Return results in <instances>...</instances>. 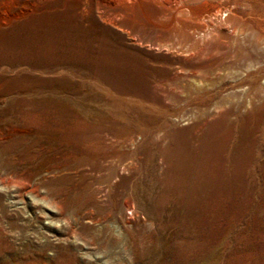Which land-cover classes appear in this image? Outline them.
I'll list each match as a JSON object with an SVG mask.
<instances>
[{
    "label": "rangeland",
    "instance_id": "rangeland-1",
    "mask_svg": "<svg viewBox=\"0 0 264 264\" xmlns=\"http://www.w3.org/2000/svg\"><path fill=\"white\" fill-rule=\"evenodd\" d=\"M51 1L0 0V14L24 20ZM82 1L67 0L77 23H86L88 9L155 69L162 108L114 103L102 87L73 79L114 127L100 144L67 151V182L41 173L18 190L0 167V264H264V176L211 178L185 201L171 190V157L188 139L196 144L203 116L200 101L174 99L167 86L181 79L218 84L237 117H249L243 128L264 136V112L253 116L264 98L248 105L242 94L247 77L264 76V0ZM40 72L27 73L54 77Z\"/></svg>",
    "mask_w": 264,
    "mask_h": 264
},
{
    "label": "bare ground",
    "instance_id": "bare-ground-1",
    "mask_svg": "<svg viewBox=\"0 0 264 264\" xmlns=\"http://www.w3.org/2000/svg\"><path fill=\"white\" fill-rule=\"evenodd\" d=\"M85 13L86 23L79 24L67 0H54L24 20L0 14V24H5L0 27V104H5L0 113V167L18 190L41 173H58L52 183L69 181L66 156L70 149L81 151L91 141L100 144L102 133L114 127L107 115L88 103L99 106L98 102L82 97L84 93L73 79L102 87L114 103L129 101L139 109L162 108L160 84L152 81L156 71L151 64L120 34L102 27L88 9ZM32 70L54 77L27 73ZM247 80L242 94L250 105L252 100L264 98V76L254 74ZM192 85L199 88L195 94L189 90ZM167 86L174 99L182 96L184 101H200L203 116L196 144L188 139L181 153L170 160L169 182L180 201L200 195L211 178L228 182L264 176V136L243 128L249 117H237L236 105L221 99L218 84L207 87L200 80L181 79L167 82ZM43 88L50 90L45 93L40 90ZM263 112L264 103L253 116ZM250 141L252 147L248 148ZM255 166H263L259 174L253 171Z\"/></svg>",
    "mask_w": 264,
    "mask_h": 264
},
{
    "label": "built area",
    "instance_id": "built-area-1",
    "mask_svg": "<svg viewBox=\"0 0 264 264\" xmlns=\"http://www.w3.org/2000/svg\"><path fill=\"white\" fill-rule=\"evenodd\" d=\"M225 16H226V14L223 12V13H221V15L219 14L218 19H223Z\"/></svg>",
    "mask_w": 264,
    "mask_h": 264
}]
</instances>
